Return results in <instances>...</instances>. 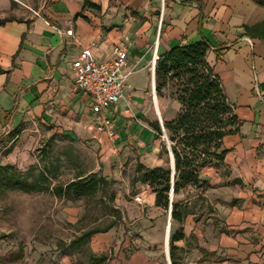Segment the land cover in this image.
Listing matches in <instances>:
<instances>
[{
    "label": "crops",
    "instance_id": "0c3cea01",
    "mask_svg": "<svg viewBox=\"0 0 264 264\" xmlns=\"http://www.w3.org/2000/svg\"><path fill=\"white\" fill-rule=\"evenodd\" d=\"M85 1L98 9L85 8ZM19 13L10 0H0V20L16 17L0 26V135L32 119L81 129L91 120L96 124L90 97L74 88L83 48L91 47L94 58L106 61L113 45L123 46L124 72L137 66L125 88L135 92L147 85V43H158V58L173 47L206 42L205 62L218 78L239 129L221 140L225 167H205L199 173L208 185L203 197L217 225L213 219L203 224L187 215L180 227L184 239L174 246L183 254L180 264H264V6L254 0H44L34 16L21 18ZM122 42H129L130 49ZM138 74L144 79L140 87L131 82ZM148 81L153 88L154 73ZM150 102L161 120L162 107L173 117L176 105L159 103L157 97L156 104L152 98ZM121 105L122 100L107 112L111 127ZM134 131L129 123L125 134ZM145 194V217L149 211L155 216L159 208L154 194ZM143 222L163 232L166 224L175 226L168 216ZM111 235H93L94 251L103 252Z\"/></svg>",
    "mask_w": 264,
    "mask_h": 264
},
{
    "label": "rangeland",
    "instance_id": "374dc122",
    "mask_svg": "<svg viewBox=\"0 0 264 264\" xmlns=\"http://www.w3.org/2000/svg\"><path fill=\"white\" fill-rule=\"evenodd\" d=\"M10 1L22 18L39 13L44 0ZM122 43L130 49L129 42ZM152 52L153 46L147 43L149 60L143 66L147 85L132 92L124 83L121 115L114 127L100 132L94 120L81 129L68 123L32 119L22 123L17 131L14 128L0 135V165H12L29 181L43 172L49 188L91 174L101 175L109 182L108 188L93 197L77 199L57 198L50 191L23 193L0 189V264H94L93 258L100 256L106 257L104 264H168L163 240L152 241L164 235L163 229L147 226L143 219L149 218L151 223L164 220L169 210L154 211L155 216L149 211L145 217V193L151 191L140 181L139 171V166H170L166 140L149 126L150 122H157L148 81ZM136 69L137 66L131 68L130 76ZM132 81L142 86L143 74L135 75ZM154 93L159 103L176 105L171 119L160 108L162 122L174 119L181 108L175 100L177 91L173 83L167 84L158 96L154 79ZM129 123L135 125V131L127 137ZM220 172L227 174V170ZM205 190L206 187L186 186L172 200L179 203L178 209L185 217L192 215L203 224L213 219L216 226V218L212 217L215 212L203 197ZM136 196H140L139 203ZM182 223L170 227L169 238ZM105 229V233L111 232L112 241L103 252H95L91 246L93 235L98 233L84 237L73 247L72 242L82 234ZM181 253L176 252L180 262Z\"/></svg>",
    "mask_w": 264,
    "mask_h": 264
},
{
    "label": "trees",
    "instance_id": "16d2710c",
    "mask_svg": "<svg viewBox=\"0 0 264 264\" xmlns=\"http://www.w3.org/2000/svg\"><path fill=\"white\" fill-rule=\"evenodd\" d=\"M256 3L264 6V0H258ZM84 7L98 9L88 1L84 2ZM13 20L15 19L11 17L1 19L0 26ZM207 50L208 45L201 40L173 47L166 54L159 55L155 62L156 94L160 96L165 86L173 83L177 91L175 100L181 108L174 119L163 122L174 164L173 196L186 186L208 187L206 182L200 180V171L205 167L216 170L225 167L226 151L221 150V140L224 136L236 134L239 129V122L225 99L218 78L205 62ZM149 125L158 137L162 135L158 122ZM18 129L19 126L15 128L16 131ZM161 147L165 149L163 144ZM139 167L140 181L154 194L155 207L163 211H168L170 207L171 222L181 224L185 214L179 211L178 202H169L170 166L151 169ZM47 183L48 179L43 172L29 181L12 165H0V189L4 190H18L23 193L50 191L57 198L77 199L93 197L98 191L109 186L106 178L96 174L78 176L65 185L51 188ZM107 229L84 233L74 240L72 245L75 247L84 237L105 233ZM183 239L181 228L169 238L170 264H180L176 258L177 248L174 243ZM105 260V256H100L93 258V263L104 264Z\"/></svg>",
    "mask_w": 264,
    "mask_h": 264
},
{
    "label": "built area",
    "instance_id": "2783aa9c",
    "mask_svg": "<svg viewBox=\"0 0 264 264\" xmlns=\"http://www.w3.org/2000/svg\"><path fill=\"white\" fill-rule=\"evenodd\" d=\"M161 20L162 9L158 26ZM125 67L126 50L120 45L112 46L111 58L106 61L94 58L91 47L83 48L78 52L74 69V88L90 97V110L96 117V128L100 132L111 128V119L107 112L124 97V83L127 76L131 74L130 70L124 72ZM154 68L155 60L151 64V73L154 72ZM152 96L155 97L154 87ZM163 135L165 132H162V138H164ZM164 139L167 140L166 135ZM134 199L136 202H140V196H136Z\"/></svg>",
    "mask_w": 264,
    "mask_h": 264
},
{
    "label": "water",
    "instance_id": "95a60500",
    "mask_svg": "<svg viewBox=\"0 0 264 264\" xmlns=\"http://www.w3.org/2000/svg\"><path fill=\"white\" fill-rule=\"evenodd\" d=\"M154 73V72H153ZM152 73V74H153ZM154 96H152V99L154 100ZM156 116H157V122L160 126V129L162 132H164V128H163V122L161 120V118L159 117L158 115V112H156ZM164 138H165V135H163ZM166 146H167V149H168V154H169V165H170V170H171V175H170V182H171V188H170V192H169V202L171 203L172 201V184H173V178H174V164H173V157H172V154L170 152V148H169V144H168V141L166 140ZM170 207H169V211H168V217L170 218ZM167 263L170 264V261H169V257H168V250H167Z\"/></svg>",
    "mask_w": 264,
    "mask_h": 264
},
{
    "label": "bare ground",
    "instance_id": "6f19581e",
    "mask_svg": "<svg viewBox=\"0 0 264 264\" xmlns=\"http://www.w3.org/2000/svg\"><path fill=\"white\" fill-rule=\"evenodd\" d=\"M156 45L154 44V47H153L152 62H153V60H155V62H156V57H157V47H156ZM152 62H151V64H152ZM153 102H154V104H156V95H155V98H154ZM158 109H159V104H158ZM169 235H170V228L166 224V228H165L164 236H163L164 252H165L166 256H167V250H168V247H169Z\"/></svg>",
    "mask_w": 264,
    "mask_h": 264
}]
</instances>
